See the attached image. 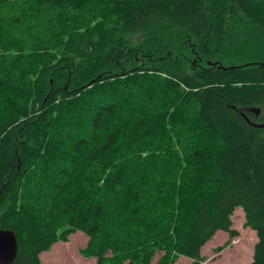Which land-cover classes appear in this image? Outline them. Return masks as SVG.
Instances as JSON below:
<instances>
[{
	"label": "trees",
	"instance_id": "trees-1",
	"mask_svg": "<svg viewBox=\"0 0 264 264\" xmlns=\"http://www.w3.org/2000/svg\"><path fill=\"white\" fill-rule=\"evenodd\" d=\"M5 103L11 264L78 232L96 264H205L237 208L264 264V127L238 113L262 124L264 0H0Z\"/></svg>",
	"mask_w": 264,
	"mask_h": 264
},
{
	"label": "rangeland",
	"instance_id": "rangeland-1",
	"mask_svg": "<svg viewBox=\"0 0 264 264\" xmlns=\"http://www.w3.org/2000/svg\"><path fill=\"white\" fill-rule=\"evenodd\" d=\"M250 60L249 55H245ZM2 95V94H1ZM10 102V97L5 98ZM6 103L0 106V115L4 112ZM249 116L254 121L264 124V113L257 116L253 112ZM232 229L238 235L230 239L226 232L218 231L216 235L204 246L202 255L205 264H250L254 246L257 242L255 232L244 225L243 212L237 208L232 217ZM88 238L81 232L71 235L67 242H56L48 252L40 255L43 264H96L95 258L84 256L83 250L87 247ZM225 245L224 249L217 253L215 249ZM159 254L156 255L152 264H156ZM176 264H190V260L179 258Z\"/></svg>",
	"mask_w": 264,
	"mask_h": 264
},
{
	"label": "water",
	"instance_id": "water-1",
	"mask_svg": "<svg viewBox=\"0 0 264 264\" xmlns=\"http://www.w3.org/2000/svg\"><path fill=\"white\" fill-rule=\"evenodd\" d=\"M215 65L216 63H212L209 61L207 62V66L213 67ZM217 69L225 70V68L220 65H218ZM247 112H253L254 115L257 116L260 113V110L256 108H252V109H247ZM238 113L241 114L243 117H245V119L249 123H251V125L264 127V124L258 125L253 122H250L242 111L238 110ZM16 252H17V241L15 234L10 230H0V264H11L14 261Z\"/></svg>",
	"mask_w": 264,
	"mask_h": 264
}]
</instances>
